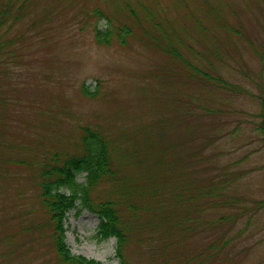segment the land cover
I'll return each instance as SVG.
<instances>
[{
    "label": "rangeland",
    "instance_id": "374dc122",
    "mask_svg": "<svg viewBox=\"0 0 264 264\" xmlns=\"http://www.w3.org/2000/svg\"><path fill=\"white\" fill-rule=\"evenodd\" d=\"M2 35L17 56L0 65L12 99L0 117V264H71L38 174L54 153H79L86 128L109 140L115 171L91 202L117 204L128 241L121 258L78 201L65 221L71 255L264 264V0H28Z\"/></svg>",
    "mask_w": 264,
    "mask_h": 264
},
{
    "label": "trees",
    "instance_id": "16d2710c",
    "mask_svg": "<svg viewBox=\"0 0 264 264\" xmlns=\"http://www.w3.org/2000/svg\"><path fill=\"white\" fill-rule=\"evenodd\" d=\"M28 0H3L0 3V65L6 62L11 63L17 56L13 48V40L4 39L2 31L17 24L25 15ZM18 4V5H17ZM17 5V7H16ZM118 36L123 38L132 29L124 25ZM111 33V30H110ZM99 42L110 44V39L101 38L100 31L96 33ZM172 55H178L176 50H168ZM11 97L0 91V117L4 119L2 108L8 104ZM264 136V127H261ZM11 159V158H10ZM11 162V160H9ZM19 166L29 162L16 161ZM27 166V167H28ZM112 149L109 140L99 130L86 128L82 139V148L79 153L60 154L54 153L50 159L44 161L39 168V193L38 198L43 205L46 214L49 215V226L55 241L58 254L61 259L71 264H100L94 260H87L83 257L71 255L65 243V221L67 213L75 208L78 201L82 205L96 211L100 217L99 233L104 238L116 237L118 240L117 255L123 257V248L128 241L127 219L113 201L102 202L93 205L90 198V191L103 179L114 175ZM84 175L86 181L79 182L78 176ZM133 183V179L127 180L125 185ZM63 189H67L68 192ZM155 194V192H154ZM181 196V193H180ZM136 207V205H133ZM138 208V207H137ZM147 209V208H146ZM150 210V209H149ZM148 210V211H149ZM164 213L163 210H161ZM160 249L164 251L167 246L165 239ZM181 262V261H180ZM188 262V261H187ZM187 262H185L187 264ZM177 264H181L176 262Z\"/></svg>",
    "mask_w": 264,
    "mask_h": 264
}]
</instances>
